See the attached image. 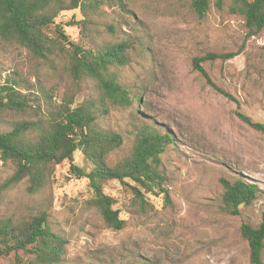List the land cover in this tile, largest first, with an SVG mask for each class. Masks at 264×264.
Instances as JSON below:
<instances>
[{"label":"rangeland","instance_id":"rangeland-1","mask_svg":"<svg viewBox=\"0 0 264 264\" xmlns=\"http://www.w3.org/2000/svg\"><path fill=\"white\" fill-rule=\"evenodd\" d=\"M74 16L84 18L76 9L61 13L57 21ZM244 23L227 7L218 9L215 0L203 17L192 0H119L105 6L92 18L93 37L97 43H131L130 62L119 69V78L132 95L142 97L140 105L115 106L100 119L102 128L124 136L110 160L132 150L140 121L170 132L175 141L161 159L172 202L147 195L143 209L121 182L110 181L105 191L116 198L115 207L127 220L124 229L114 230L89 205V180L71 172L69 161L56 166L45 188L30 193L25 181L2 189L14 168L0 160V216L18 223L49 212L51 226L68 239L60 264H252L241 226L264 220V134L237 113L264 122V30L249 36ZM65 29L79 40V27ZM228 52L240 53L200 62L208 78L195 67L198 57ZM14 71L42 84L36 91L39 100L31 101L42 110L50 91L58 104L73 94L76 102L96 96L94 83L74 80L63 59L49 65L32 59L26 49L0 42V72L5 77ZM28 117L36 119L35 112L30 110ZM19 118L3 113L0 130L9 131ZM74 162L83 163L80 152ZM223 177L258 185V198L231 214L221 200ZM0 264H17L15 255L0 258Z\"/></svg>","mask_w":264,"mask_h":264},{"label":"trees","instance_id":"trees-1","mask_svg":"<svg viewBox=\"0 0 264 264\" xmlns=\"http://www.w3.org/2000/svg\"><path fill=\"white\" fill-rule=\"evenodd\" d=\"M210 1L192 0V4L203 17ZM114 2L119 0H0V42L26 49L32 59L49 65L63 59L74 80L92 81L96 91V96L82 102H76L73 94L59 104L50 91L45 94L46 108L42 110L41 104L31 103L39 100L36 91L44 88L42 84L39 87L16 71L5 77L0 72V117L5 112L22 117L11 122L9 131L0 130V160L14 168L2 189L25 181L30 193L45 188L56 166L69 161L71 172L89 180V205L108 228L122 230L127 220L121 217V209L115 207L116 198L105 191V186L113 180L121 182L143 209L147 195L163 197L165 204H170L161 154L175 140L170 132L140 121L132 150L114 163L110 160L111 153L123 145L124 136L102 128L100 119L115 106L129 107L142 102L141 95H132L131 88L119 78V69L130 62L131 43L126 39L97 43L93 37L92 18ZM215 5L241 16L249 36L264 30V0H215ZM76 9L82 12L83 19L74 16L66 23L57 21L61 13ZM66 26L80 28L78 41L71 39ZM108 29L116 33L113 26ZM70 40L72 44H68ZM239 53H208L194 60L195 67L208 78L201 61L228 59ZM30 110L35 112L36 119L28 117ZM237 115L264 134V122L241 112ZM76 152L83 155L82 164L74 162ZM220 181L224 188L221 200L234 215L239 213L240 206L252 204L261 191L258 185L241 177H223ZM49 217L45 210L18 223L0 216V258L14 254L17 264L62 263L68 239L54 230ZM241 234L249 245L250 262L263 264L264 220L258 226L243 224Z\"/></svg>","mask_w":264,"mask_h":264}]
</instances>
